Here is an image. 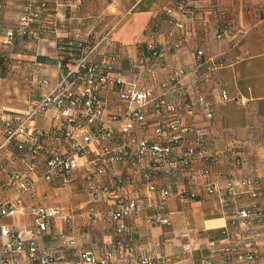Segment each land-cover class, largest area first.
Listing matches in <instances>:
<instances>
[{
	"label": "crops",
	"instance_id": "1",
	"mask_svg": "<svg viewBox=\"0 0 264 264\" xmlns=\"http://www.w3.org/2000/svg\"><path fill=\"white\" fill-rule=\"evenodd\" d=\"M176 1L63 0L56 9L61 23L56 35L60 37H71L77 31L86 33L90 27L99 36L110 35L106 47L115 51L117 45L123 49L124 57L119 64L124 79L131 78L133 59L149 56L147 42L155 29H158L157 46L168 48L165 64L157 72L158 84L169 82L175 67H184L190 72L179 87L168 90L170 100L180 108L181 121L189 130L180 133L182 142L175 148L176 155L157 171L154 180L157 186L171 191V196L164 202L158 192L148 190L141 172L135 173L123 163L118 166L116 177L126 179L124 189L117 195H108L98 204L99 216L90 215L89 192L94 179L91 181L93 168L87 160L80 159L79 170L68 181L60 178L45 182L41 175L47 154L40 156V171L29 174L35 184L34 191L22 195L24 207L45 203L65 212L74 211L72 224L58 219L39 237L44 251L64 250L69 264H77L81 252H90L98 258L107 257L108 264L121 262L126 250L116 249L115 245L121 239L135 252L139 248L142 254H154L159 264H238L235 255L225 252L230 246L241 251H255L258 255L256 264H264V0H187L191 3L190 12L184 19L187 30L177 31L170 40L168 35L173 24L165 10ZM0 2L4 5L0 9L1 35L18 20L22 2ZM220 33H224L222 38ZM169 40L171 44L182 41L181 49L173 48L168 44ZM57 46L56 38L38 43L19 38L8 48L0 41V164L3 170L0 199L17 198L18 190L10 189L8 184L16 171H26L23 155L15 153L13 142L6 139L4 120L26 115L30 104L49 91L48 88L40 91L31 82L26 85L6 82L2 60L10 56L14 65H39L40 69L44 64L48 67L44 66L39 77L45 75L54 81L58 73ZM198 50L205 51V57L204 65L196 69ZM15 68L17 76L19 67ZM156 91L161 94L162 89L158 86ZM224 92L229 95V100H224ZM199 96L212 106V118L201 106H195L191 111L182 109L185 101ZM110 108L112 112L122 111L115 94L110 95ZM147 112L151 126L137 127L136 134L155 140L152 126L161 123L162 117L150 108ZM55 118L56 112L44 114L29 121L27 126L48 133L56 124ZM199 133L204 137L200 138ZM43 143L46 151L58 147L47 137ZM192 146L204 151L205 155L198 157L187 172H175L177 155ZM209 157L213 162L208 163ZM208 165L210 178L215 182L212 194H207L203 187L202 170ZM147 167L145 164L143 169ZM246 176L257 180L260 197L244 196L238 201L237 208L253 209L256 216L250 227L230 229L228 212L222 205L228 177ZM96 178L104 182L108 179ZM192 179L197 194L193 199L188 191ZM120 192L135 197L139 211L118 222L113 219V212L122 195ZM153 216L168 217L171 225L149 223ZM31 220L26 212H17L0 219V224L27 233L31 229ZM121 226L125 229L119 234Z\"/></svg>",
	"mask_w": 264,
	"mask_h": 264
},
{
	"label": "built area",
	"instance_id": "2",
	"mask_svg": "<svg viewBox=\"0 0 264 264\" xmlns=\"http://www.w3.org/2000/svg\"><path fill=\"white\" fill-rule=\"evenodd\" d=\"M22 2L21 13L16 24L5 29L0 35L1 44L11 47L19 38H29L33 42H42L44 39L56 38L58 73L54 81L49 77H39L40 66L32 65L29 73L31 83L41 89L49 91L43 97L30 104L28 113L6 120L3 124L6 139L15 142L19 152H25L23 160L26 171H16L11 176L9 188L18 190L15 200L0 199V219L4 216L15 215L17 212L27 213L32 221L29 232L0 224V264H69L64 254L46 256L37 239L45 233L51 221L64 218L70 223L73 215L65 213L62 208L34 203L24 207L22 195L34 191L35 184L29 179V174L40 171L39 158L46 153L41 178L46 182L56 179L68 181L79 170L80 159L85 158L93 168L91 179L94 182L92 196L94 201H102L110 194L117 195L124 189L126 179L117 178V168L127 163L135 173H142L151 192H158L163 201L171 196V191L161 188L155 183L157 171L176 155L175 148L182 142L180 133L189 129L184 126L178 115L179 106L169 98L168 90L179 87L190 72L184 67H175L169 82L158 84L157 72L164 66L168 56L166 46L156 45L157 31H153L148 39L149 56H139L131 62V78L124 79V73L119 62L123 59L122 52L116 53L106 47L110 35H97L77 31L71 37H60L57 32L61 23L58 20L56 9L63 0H18ZM191 3L187 0H177L166 8L165 14L172 18L173 30L169 32L172 40L177 31L185 32L187 26L185 17L190 12ZM0 2V9L3 8ZM221 38L222 36L219 35ZM173 48L181 49L182 41L170 43ZM205 51L198 50L195 54L196 69L204 65ZM162 89L161 94L157 87ZM169 90V91H170ZM115 94L120 103L121 112H112L110 95ZM224 100L229 95L223 93ZM195 106L207 109V115L212 118V106L207 104L203 97L190 99L184 102L182 109L191 111ZM152 109L162 117V122L152 126L155 140L140 138L136 134L137 127L141 129L151 126L148 122L147 109ZM55 110L56 126L48 133L40 132L27 126L34 118ZM112 112V113H111ZM203 138L202 133L198 134ZM45 137L56 142L58 147L46 151L43 141ZM205 155L195 146L189 147L177 155L174 161L177 165L175 172L192 169L196 157ZM147 164V168L143 169ZM94 174V177L92 176ZM211 169L204 171V189L207 194L215 191V182L210 178ZM106 178L101 181L96 177ZM113 184V185H112ZM191 197H196L195 181L192 183ZM117 187H114L116 186ZM5 186V185H2ZM257 180L250 177L228 178L222 205L228 212L229 228L238 226L250 227L255 212L250 209L237 208L238 201L248 196L260 197L256 189ZM121 193V192H120ZM122 194V193H121ZM117 208L113 212L115 221H124L139 211V202L134 197L122 194L118 199ZM94 211V208L91 209ZM151 223L170 224L168 217H150ZM125 229L121 226L118 233ZM118 246H125L123 264H159L154 254L136 255L125 240L117 241ZM225 252L233 254L238 264H256L258 255L255 251H241L233 247L226 248ZM77 264H98V260L91 253L80 254ZM108 259V258H107ZM109 261V259H108ZM102 261V264H108Z\"/></svg>",
	"mask_w": 264,
	"mask_h": 264
},
{
	"label": "rangeland",
	"instance_id": "3",
	"mask_svg": "<svg viewBox=\"0 0 264 264\" xmlns=\"http://www.w3.org/2000/svg\"><path fill=\"white\" fill-rule=\"evenodd\" d=\"M21 8V7H20ZM17 21V20H16ZM15 21V22H16ZM16 24V23H15ZM90 27V26H89ZM10 28V27H9ZM92 27H90L88 30H86V32L87 33H91L93 30L91 29ZM93 33H95L94 31H93ZM19 38H22V37H19ZM18 38V39H19ZM17 39V40H18ZM27 39V38H26ZM29 39V38H28ZM16 40V41H17ZM30 40V39H29ZM15 41V42H16ZM15 44V43H14ZM124 55V54H123ZM15 63H13L12 65H11V69H8V71L6 72H4L5 73V75L7 76V78H6V82H13V84L15 83V84H18L17 82H19V85H21L22 83H25V85L26 84H28L29 82H31L30 80H29V78H30V75H29V73H30V71H31V67H30V65H24V63H20V64H16V65H14ZM16 66H18L19 67V73L17 72V76H16ZM39 66V65H38ZM44 66H46V65H44L43 64V66L41 67V69H43L44 68ZM46 67H48V66H46ZM123 71V70H122ZM123 73H124V71H123ZM41 79V78H40ZM24 85V84H23ZM38 89H40V91H41V87L39 86V88ZM40 97L39 98H42V95L40 94L39 95ZM55 113V110H50V111H48V113L47 114H49V115H53ZM19 115H15V116H12V117H10V118H15V117H18ZM42 116V115H41ZM9 118V117H8ZM9 118V119H10ZM6 120H8V119H6ZM6 120H4V122L6 121ZM55 123H56V119H55ZM54 126H56V125H54ZM3 170H2V168H1V164H0V174H1V172H2ZM78 171V170H77ZM76 172V171H75ZM15 174V173H14ZM91 181H92V179H91ZM146 185L148 186V184H147V182H146ZM93 184H91V187H90V192H89V197H90V205H91V208L89 209V212H90V215H94V216H99L98 214H99V212H98V204L101 202V201H98V202H95L94 201V197L92 196V191H93ZM148 190H149V188H148ZM196 192V191H195ZM191 196V195H190ZM192 198V197H191ZM2 199H4V198H2ZM1 199V200H2ZM193 199V198H192ZM4 200H7V199H4ZM164 202V201H163ZM45 204V203H44ZM46 205V204H45ZM48 206H50L49 204H47ZM92 208H94V211H92L91 209ZM65 212V211H64ZM65 213H70V214H72L73 215V218H71L72 220L70 221V223H68V224H72V222L74 221V219H75V213H74V211L73 212H65ZM9 216H11V215H9ZM13 216V215H12ZM4 217H7V216H4ZM157 218V217H159V216H154V218ZM63 220H65L64 218H62ZM62 219H59V220H62ZM114 219V218H113ZM151 219V218H150ZM150 219L148 220V222L150 221ZM32 221V220H31ZM54 221H56V220H53V221H51V223L52 222H54ZM66 221V220H65ZM149 223H151V222H149ZM151 224H153V225H165V224H154V223H151ZM7 225V224H6ZM167 225H171V222H170V224H167ZM13 227V226H12ZM16 228V227H15ZM17 229V228H16ZM50 229V228H49ZM48 229V230H49ZM47 230V231H48ZM47 231L45 232V233H47ZM24 232V231H23ZM45 233H43V234H45ZM42 234V235H43ZM37 243H39V238L37 239ZM116 245V249H119V250H121L122 248L123 249H125V246L123 247V246H118V244L116 243L115 244ZM39 247H41V244L39 243ZM42 249V248H41ZM135 251L134 250V248L132 247V249H131V251ZM138 250L139 251H141L140 253L138 252ZM187 251L189 250L188 248L186 249ZM42 251H43V253L46 255V256H53L54 254H64L65 255V257H66V254H65V251L63 250V251H59V250H56V251H53V252H46V251H44L43 249H42ZM112 252V251H111ZM111 252H109V255L111 256ZM136 255H141L142 254V250L141 249H139V248H136ZM82 253H90V252H81V253H79V256H80V254H82ZM114 253V252H113ZM95 256V255H94ZM108 256V255H107ZM81 257V256H80ZM96 257V256H95ZM67 258V257H66ZM96 259L99 261L98 262V264H102V261H108V259H107V257H105V258H98V257H96ZM124 259V258H123ZM123 259H122V261L121 262H117L116 264H123ZM67 261H68V259H67ZM69 262V261H68Z\"/></svg>",
	"mask_w": 264,
	"mask_h": 264
},
{
	"label": "trees",
	"instance_id": "4",
	"mask_svg": "<svg viewBox=\"0 0 264 264\" xmlns=\"http://www.w3.org/2000/svg\"><path fill=\"white\" fill-rule=\"evenodd\" d=\"M156 31L158 30V29H155ZM154 30V31H155ZM225 33V32H224ZM224 33H220V34H218V35H221V36H223L224 35ZM222 38V37H221ZM156 45H157V41H156ZM3 47H5V46H3ZM8 48V47H7ZM120 50H121V52H122V58L124 57L123 56V49H121L120 47H118L117 45L115 46V52L116 53H120ZM2 62H3V64H2V67L1 68H3V72H7L8 71V69H11V65L13 64V61H12V59H11V57L10 56H5V58H3V60H2ZM13 147H14V150H15V153H17L18 155H23L24 157L26 156V153L25 152H19L18 150H17V147H16V145H15V142H13ZM198 157H200V156H198L197 155V157H196V159L198 158ZM208 163H211V162H213V158L212 157H209L208 158ZM207 163V164H208ZM207 168H209L210 169V165H208L204 170H202V175H203V173H204V171L205 170H207ZM229 178V177H228ZM193 180V179H192ZM203 180H205V179H203ZM193 183V181L191 182V184L189 185V189H188V191H189V194L191 193V191H192V184ZM191 195V194H190Z\"/></svg>",
	"mask_w": 264,
	"mask_h": 264
}]
</instances>
